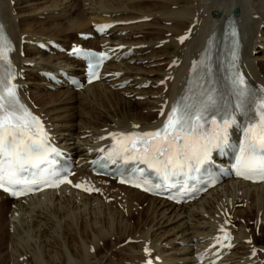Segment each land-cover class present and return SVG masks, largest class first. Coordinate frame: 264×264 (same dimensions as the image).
I'll return each mask as SVG.
<instances>
[{"label":"bare ground","instance_id":"1","mask_svg":"<svg viewBox=\"0 0 264 264\" xmlns=\"http://www.w3.org/2000/svg\"><path fill=\"white\" fill-rule=\"evenodd\" d=\"M235 9L243 72L264 86V0H0L20 95L70 157L74 179L97 190L12 200L5 215L8 198L0 192L2 264H197L195 254L219 234L222 217L231 222L233 246L218 253V264H264V183L227 179L191 203L174 205L88 171L98 149L109 145L103 135L163 123L205 39L220 33ZM97 23L112 27L98 37L91 26ZM52 43L113 57L100 81L75 90L65 76L82 78L81 63ZM221 160L215 156L224 165Z\"/></svg>","mask_w":264,"mask_h":264},{"label":"snow or ice","instance_id":"2","mask_svg":"<svg viewBox=\"0 0 264 264\" xmlns=\"http://www.w3.org/2000/svg\"><path fill=\"white\" fill-rule=\"evenodd\" d=\"M232 36L236 37L235 29ZM233 43L223 89L206 55L199 62L193 61L188 87L174 101L162 126L138 133H109L112 147L106 158L112 163L138 161L167 182L174 176L200 173L211 165L213 152L232 147L235 129L240 143L233 171L246 180H264V94L253 92L236 70L235 40ZM12 51L11 41L0 28V189L23 195L40 185L55 187L65 179L54 170V156L59 153L51 146L43 124L18 97ZM73 52L88 59L91 82L105 54L100 53L98 59L95 53H82L78 48ZM238 117L243 119L238 122ZM125 182L140 186L136 179L121 180Z\"/></svg>","mask_w":264,"mask_h":264},{"label":"rangeland","instance_id":"3","mask_svg":"<svg viewBox=\"0 0 264 264\" xmlns=\"http://www.w3.org/2000/svg\"><path fill=\"white\" fill-rule=\"evenodd\" d=\"M172 34V33H171ZM24 44V43H23ZM9 206H10V200H8V202L6 201V203H5V205L3 206V208H2V211H3V214L5 215V213H6V211L9 209ZM5 212V213H4ZM4 215H3V217H4ZM261 236H263V234H259V237H261ZM254 237H255V235H254ZM264 238V236L263 237H261V239H263ZM0 264H2V259L0 258Z\"/></svg>","mask_w":264,"mask_h":264},{"label":"water","instance_id":"4","mask_svg":"<svg viewBox=\"0 0 264 264\" xmlns=\"http://www.w3.org/2000/svg\"><path fill=\"white\" fill-rule=\"evenodd\" d=\"M237 11H238V10H237V9H235V10H234V13H237Z\"/></svg>","mask_w":264,"mask_h":264}]
</instances>
